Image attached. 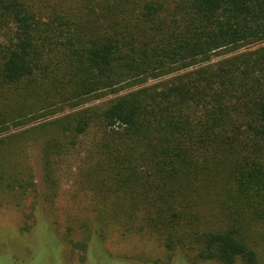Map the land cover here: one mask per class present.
<instances>
[{
  "label": "trees",
  "instance_id": "1",
  "mask_svg": "<svg viewBox=\"0 0 264 264\" xmlns=\"http://www.w3.org/2000/svg\"><path fill=\"white\" fill-rule=\"evenodd\" d=\"M15 128L0 195L34 188L29 142L52 190L79 160L95 214L65 240L82 259L116 228L158 234L153 264H259L264 0H0V136Z\"/></svg>",
  "mask_w": 264,
  "mask_h": 264
},
{
  "label": "rangeland",
  "instance_id": "2",
  "mask_svg": "<svg viewBox=\"0 0 264 264\" xmlns=\"http://www.w3.org/2000/svg\"><path fill=\"white\" fill-rule=\"evenodd\" d=\"M110 97L113 96L102 97L93 104L102 103ZM61 107L65 113L72 109L66 104H59L52 109L56 111ZM39 114L43 115V112L40 111ZM59 114L62 113L56 115ZM45 121L46 119L41 118L29 125L34 126ZM24 128H15L0 136V168L3 173L17 163V134ZM27 146L35 186L23 195H0V264H153L152 261H167L168 251L158 234H123L116 228L107 230V236L101 241L92 239L86 259H82L83 251L73 250L71 244L65 240L69 226L74 227L75 239H80L82 230L79 222L95 214L92 211L95 201L91 191L80 184V162L72 160L71 164L64 165L57 173V189L52 190L44 180L40 146L33 142H29ZM49 193L54 195L49 196ZM170 264L192 263L178 253ZM235 264L245 263L238 261ZM259 264H264V254Z\"/></svg>",
  "mask_w": 264,
  "mask_h": 264
}]
</instances>
